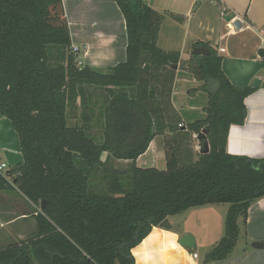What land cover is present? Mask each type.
I'll list each match as a JSON object with an SVG mask.
<instances>
[{
	"label": "trees",
	"instance_id": "obj_1",
	"mask_svg": "<svg viewBox=\"0 0 264 264\" xmlns=\"http://www.w3.org/2000/svg\"><path fill=\"white\" fill-rule=\"evenodd\" d=\"M116 3L125 61L101 72L76 64L62 0H0V114L22 156L0 171V191L38 207L35 231L0 245V264H134L132 248L165 218L227 203L224 234L204 258L223 260L237 243L238 221L244 225L251 203L264 196V158L226 151L229 126L244 122V99L254 89L233 85L205 42L192 48L210 52L187 60L161 49V21L178 15L143 0ZM259 54L264 60V50ZM178 64L201 83L194 90L207 93L203 119L184 124L172 104ZM79 106L82 124L69 125ZM165 132H176L164 140L166 168L138 166ZM192 134L200 136L195 153ZM103 153L129 165L112 168ZM98 173L104 189L94 183Z\"/></svg>",
	"mask_w": 264,
	"mask_h": 264
},
{
	"label": "crops",
	"instance_id": "obj_2",
	"mask_svg": "<svg viewBox=\"0 0 264 264\" xmlns=\"http://www.w3.org/2000/svg\"><path fill=\"white\" fill-rule=\"evenodd\" d=\"M143 1L159 12L178 15H165L161 21L157 37V45L161 49L178 51L183 58L190 53L194 42H205L221 56V69L233 85L254 89L244 99V122L229 126L226 151L236 156L264 158V60L259 54V50H264V0ZM62 6L71 45L79 47L75 59L76 64L80 61L78 66L86 65L104 72L125 61V21L116 0H62ZM236 22L239 27L235 26ZM255 79H259V84L252 86ZM200 85L187 69H177L171 101L184 124L205 116L207 93L194 90ZM165 133L151 140L147 150L137 158L138 166L157 167L164 164V140L171 136L170 133L176 132ZM196 138L200 140V136ZM21 161L17 135L9 120L1 116L0 162L12 166ZM227 207L211 204L184 211L186 216L199 219V223L194 225L182 223L177 227L173 224V217H167L171 228L153 226L132 248L134 264H264V248L251 246L252 242L264 241V196L251 203L244 225L241 220L238 221L240 234L230 255L223 260L205 262V254L222 237L220 227L223 226ZM15 219L10 218L6 223L11 224ZM199 227L205 231L204 237L201 233L197 234ZM186 233L194 238L193 250L179 243L180 237ZM193 253L197 257H193Z\"/></svg>",
	"mask_w": 264,
	"mask_h": 264
},
{
	"label": "rangeland",
	"instance_id": "obj_3",
	"mask_svg": "<svg viewBox=\"0 0 264 264\" xmlns=\"http://www.w3.org/2000/svg\"><path fill=\"white\" fill-rule=\"evenodd\" d=\"M205 1V0H203ZM188 55L183 57L182 60H187ZM98 92H100L98 90ZM101 93V92H100ZM97 109H95V113L93 115L94 118L97 114ZM82 107L79 106L76 109L75 114L70 115L68 118V124L69 125H75V124H82L83 118L81 116ZM6 119V118H5ZM96 135L100 134V131L97 127H94L92 130ZM197 136L194 135V141L192 138L191 141V148L194 149L193 151H199L200 150V144ZM102 159H108L109 160V166L115 169H123L129 165V162L123 161V160H116L109 158L106 153H103L101 156ZM9 166H7L8 168ZM158 169H165L166 168V160L164 161V164L162 166H157ZM94 183L97 185V187L104 189V182L100 178V173H98L97 177L94 179ZM219 207H227V203H220L217 204ZM38 208V207H37ZM34 205L28 204L17 192L15 191H0V224L2 223V227H0V243L6 244L11 241H21L25 240L35 231V219L32 215H34V211L37 209ZM187 212H183L177 215L172 216L173 218V224L174 226H182V223H186L188 225H194L196 223H199V219L195 218V216H186ZM16 218L15 221L11 224H7L6 222L10 220V218ZM7 220V221H6ZM197 234L204 237L205 231L201 229L200 227L197 228ZM2 230L4 232H2ZM223 231L222 236L224 234V222L223 226L220 227V232ZM240 234V233H239ZM209 239V237H207Z\"/></svg>",
	"mask_w": 264,
	"mask_h": 264
},
{
	"label": "water",
	"instance_id": "obj_4",
	"mask_svg": "<svg viewBox=\"0 0 264 264\" xmlns=\"http://www.w3.org/2000/svg\"><path fill=\"white\" fill-rule=\"evenodd\" d=\"M235 26L239 27V23L236 22ZM209 52H210L209 48L205 46H195L190 51L191 54L199 55V56L206 55ZM173 69L186 70V67H183L178 64V65H174ZM258 84H259V79H255L252 86H257ZM0 117H1V114H0ZM207 150L208 148L206 147L205 152ZM43 202L44 201L41 202V208H44L45 206ZM160 226L164 228H171V224L169 223V220L167 218L161 221ZM179 243L190 250H193L195 248V241H194L193 236L190 233L183 234L179 239ZM251 246L254 248H264V241L263 242H252Z\"/></svg>",
	"mask_w": 264,
	"mask_h": 264
},
{
	"label": "built area",
	"instance_id": "obj_5",
	"mask_svg": "<svg viewBox=\"0 0 264 264\" xmlns=\"http://www.w3.org/2000/svg\"><path fill=\"white\" fill-rule=\"evenodd\" d=\"M222 10L224 11L225 9H222ZM70 49H71V52L74 53V54H78V52H79V47L76 46V45H71L70 46ZM77 64L78 65L80 64V61L79 60H78ZM202 135H204V134H202ZM6 168H7L6 163L0 162V171L3 172V171L6 170ZM193 257H197V254L196 253H193Z\"/></svg>",
	"mask_w": 264,
	"mask_h": 264
}]
</instances>
